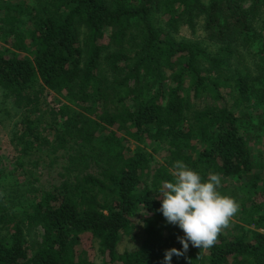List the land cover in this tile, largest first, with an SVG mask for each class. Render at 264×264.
I'll return each mask as SVG.
<instances>
[{
	"label": "trees",
	"instance_id": "trees-1",
	"mask_svg": "<svg viewBox=\"0 0 264 264\" xmlns=\"http://www.w3.org/2000/svg\"><path fill=\"white\" fill-rule=\"evenodd\" d=\"M0 40V90L23 110L18 144L50 172L48 188L0 211V264H162L183 251L158 198L178 160L264 197L252 149L264 142V0H0ZM47 90L64 104L45 134ZM132 141L165 143L168 167L149 180ZM252 205L255 229L190 244L172 264H264V201ZM138 229L142 245L120 252Z\"/></svg>",
	"mask_w": 264,
	"mask_h": 264
},
{
	"label": "rangeland",
	"instance_id": "rangeland-1",
	"mask_svg": "<svg viewBox=\"0 0 264 264\" xmlns=\"http://www.w3.org/2000/svg\"><path fill=\"white\" fill-rule=\"evenodd\" d=\"M10 0H4L8 3ZM180 36L188 40H203L205 44L209 41L205 40V33L203 30H198L193 33L188 27L182 28ZM1 49L7 46L0 40ZM64 101L56 95L53 91L47 90L41 100V117H42V131L45 133L50 127V123L54 121V115L57 114ZM257 118L263 115V112L257 110H249ZM255 112V113H254ZM23 118V110L14 103L13 98L0 90V211L4 210L3 214L10 212L12 207L17 206V203L24 205L26 200H31L34 195L42 191L43 188H48V166L47 162L40 161V164L35 167L32 162L38 159L37 156L32 155L29 158H24L17 141V135L21 129L20 123ZM255 119L257 123L258 119ZM256 132L261 130L256 129ZM46 134V133H45ZM262 133L256 137L252 144L253 157L258 164L264 165V142ZM167 145L155 141H146L142 144L136 141L131 142V153L135 150L141 149L144 151L148 158L147 178H150L162 166L168 167L167 161ZM26 159V160H25ZM257 168L255 173L262 174L264 171ZM50 173V172H49ZM52 174V172H51ZM36 178H39L37 182ZM219 191L223 195L230 196L233 191L238 192L237 198H234L238 204L237 213L230 219L227 227L221 229V233L227 236L241 235L248 233V231L255 229L253 225L247 223L250 214L254 213L252 205L253 200L257 203H262L264 197L261 195H254L252 190L245 187L244 180L242 179H226L221 183ZM255 196V197H254ZM17 209V208H16ZM0 212V213H1ZM264 234V229L260 230ZM42 231L34 229L31 237L35 240H40ZM144 234L141 229L134 231L128 236H124L120 245L119 251L137 250L144 241ZM83 245L89 250L90 255L96 262H100V258L93 248V242L89 237H85Z\"/></svg>",
	"mask_w": 264,
	"mask_h": 264
},
{
	"label": "clouds",
	"instance_id": "clouds-1",
	"mask_svg": "<svg viewBox=\"0 0 264 264\" xmlns=\"http://www.w3.org/2000/svg\"><path fill=\"white\" fill-rule=\"evenodd\" d=\"M172 175V180L163 181L159 189V212L168 224L183 232L184 235L177 237L183 251L166 250L162 264H172L173 257L184 255L190 244L201 249L212 247L239 207L234 198L219 191L222 180L217 173H209L205 180L199 172L178 160Z\"/></svg>",
	"mask_w": 264,
	"mask_h": 264
}]
</instances>
